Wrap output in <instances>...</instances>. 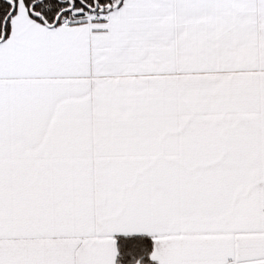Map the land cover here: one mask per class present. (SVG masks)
I'll use <instances>...</instances> for the list:
<instances>
[{"label": "snow or ice", "instance_id": "snow-or-ice-1", "mask_svg": "<svg viewBox=\"0 0 264 264\" xmlns=\"http://www.w3.org/2000/svg\"><path fill=\"white\" fill-rule=\"evenodd\" d=\"M0 264H264V0H0Z\"/></svg>", "mask_w": 264, "mask_h": 264}]
</instances>
